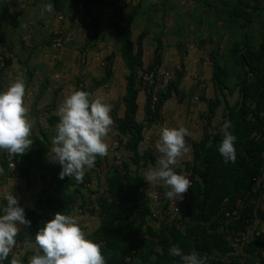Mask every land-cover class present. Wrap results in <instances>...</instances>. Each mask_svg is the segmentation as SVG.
I'll use <instances>...</instances> for the list:
<instances>
[{"label":"crops","instance_id":"1","mask_svg":"<svg viewBox=\"0 0 264 264\" xmlns=\"http://www.w3.org/2000/svg\"><path fill=\"white\" fill-rule=\"evenodd\" d=\"M82 3L83 0H0V92L22 78L33 122V145L23 156L16 157L19 167L15 173L8 170L5 162L8 152L0 150V215L7 203L3 196L11 191L25 214L40 218L51 214L47 200L55 194V179L62 171L49 155L59 123L58 108L71 91L84 90L103 96L112 106L114 125L106 141L108 155L97 157L82 183L69 185L67 193L78 191L79 195L66 215L78 217L88 236L99 229L103 220L100 200H123L122 194L111 195V182L117 172L121 173L116 168V158L121 157L124 174L126 164L132 179L135 202L150 209L156 223L149 225L159 228V213L168 189L160 183H147L144 173L158 162L155 144L160 130H190L191 135L185 137L190 150L174 168L188 178L193 171L195 146L212 143L225 121H229V107L240 100L236 78L239 68L233 61L232 47L246 41L242 39L243 30L235 32L239 36L236 39H219L221 28L213 19L222 26L223 23L217 18L215 6L205 10L210 30L204 28L205 34L198 37L190 25L193 14L202 10V0H87L80 7ZM47 4L53 6L52 12L45 10ZM254 24L259 30L257 18ZM177 25L178 32L186 29L188 39L168 37L167 32ZM128 26L132 32L131 54L125 53L122 39ZM222 36H228L227 27ZM254 37L250 41L257 46L262 39L258 34L257 39ZM60 40L62 47L56 49L54 45ZM228 53L229 59L225 58ZM215 59L231 71L226 86L215 84ZM153 72L170 73L172 82L171 88L170 84L161 91L164 96L156 111L151 109L152 86L142 83L143 76ZM156 192L162 193V200L155 198ZM127 201L133 203L131 198ZM258 203H252L257 209L252 216L245 215L246 227L236 234L234 250L227 258L238 257L245 263L249 259L245 253L247 244L264 241V193ZM18 227L21 231L16 237L14 256L20 257L22 264L27 259L29 264L34 250L25 251L24 242L31 239L34 243L37 232L21 242L18 238L28 232V227ZM148 235L145 230L144 237Z\"/></svg>","mask_w":264,"mask_h":264},{"label":"trees","instance_id":"2","mask_svg":"<svg viewBox=\"0 0 264 264\" xmlns=\"http://www.w3.org/2000/svg\"><path fill=\"white\" fill-rule=\"evenodd\" d=\"M217 1L220 2L217 4L220 8L216 6L218 20L221 19L223 26L233 33L239 34L243 30L242 39H246L244 43L232 47V58L239 68L236 78L240 100L229 107L227 114L231 122L228 131L237 137L236 162L225 163L219 152L223 132L218 133L209 146H206V142L195 146L193 185L181 211L167 224L173 202L164 196L159 213V228L154 229L149 225L151 222L156 223L150 209L135 202L132 179L128 177L125 164V174L117 172L111 182V195L122 194V202L111 203L101 199L102 224L87 237L102 245L106 264H124L128 257L133 259V264H183L181 257L169 255L172 246H178L185 255L195 252L201 258L207 257L205 264H264L255 256L257 249L264 246V241L247 244L245 253L249 259L245 263L238 257L227 258L229 252L234 250L236 234L246 227L245 215L252 216L257 211L253 208L252 200L262 196V191L253 194V179L264 167V0ZM206 3L210 10L215 7ZM256 18L260 23L262 40L254 46L250 41L253 33L250 32ZM131 37L132 32L128 26L122 35L126 54L132 52ZM213 66L215 84L226 86L231 71L216 59ZM151 74L152 79H155L156 72ZM152 85L150 82L149 87ZM163 96L164 93L160 95V104ZM55 180L58 188L47 200L52 209L51 214L41 215V218L33 213L25 214L31 226L27 233L18 238L21 242L31 238L56 213L66 215L76 203L79 192L69 194L67 190L70 184L78 182L70 177H57ZM140 195L142 193H138ZM128 198L132 199V204L127 201ZM236 210L235 215L230 214ZM145 230L148 237H144ZM12 257L10 253L8 259L0 261V264H10ZM26 261L24 259L23 264H27Z\"/></svg>","mask_w":264,"mask_h":264},{"label":"clouds","instance_id":"3","mask_svg":"<svg viewBox=\"0 0 264 264\" xmlns=\"http://www.w3.org/2000/svg\"><path fill=\"white\" fill-rule=\"evenodd\" d=\"M45 10L52 12L53 6L47 4ZM111 111L112 106L105 102L103 96H93L84 90H73L65 97L58 108L59 123L49 152L51 162L62 167L60 179L70 177L82 183L86 172L95 166L97 157L108 155L106 141L114 125ZM230 127L231 122L225 121L219 147L225 163H235L237 159V137L228 131ZM32 135L26 84L22 78H17L0 92V150L23 156L33 145ZM190 135L186 127H162L155 144L158 162L144 173L147 183H160L168 189L165 198L174 203L183 200L191 187L190 179L174 170L190 150L185 140ZM3 199L7 203L3 215H0V261L7 260L16 245V237L21 231L18 224L31 226L12 191L5 193ZM87 237L88 233L78 217L58 212L39 229L34 243L31 239L24 242V249L34 250L29 264H106L102 245ZM169 255L181 257L183 264H205L207 259L195 252L182 255L178 246L170 247ZM10 264H22V261L20 257L13 256Z\"/></svg>","mask_w":264,"mask_h":264},{"label":"built area","instance_id":"4","mask_svg":"<svg viewBox=\"0 0 264 264\" xmlns=\"http://www.w3.org/2000/svg\"><path fill=\"white\" fill-rule=\"evenodd\" d=\"M85 1L87 0H83V3H85ZM83 3L80 5V7H82ZM63 17H60V20H62ZM62 40H60L59 42H57L54 47L56 49H59L62 47ZM150 82H152V87L150 88V93H151V109L153 111H156L158 108V101L160 99V95H161V91L165 90L170 84H171V74L168 72H160L159 74L156 75L155 79H152V76L149 74H145L142 78V83L144 86H149ZM198 99V97L196 98ZM5 162L7 164L8 170L11 173H15L17 168H18V160L16 158V156L14 154H9L7 153L5 155ZM116 168H118V170L124 174V170L122 168V159L121 157H117L116 158ZM192 174L193 171L191 170L188 173V178L191 181V187L193 185V181H192ZM254 181V188H253V194H257L258 191H262V195L264 193V167L261 169V173L255 177L253 179ZM190 187V188H191ZM189 194V191L187 193L184 194V199L181 201H177L176 203L173 202L172 204V210L168 213L169 219H168V224L171 223V220L176 216L179 215L180 211H181V207L183 205V203L185 202L187 196ZM155 198L157 200H162L163 199V195L161 192H156V196ZM261 197L257 196L252 200V203H258L259 199ZM240 204V203H239ZM259 204V203H258ZM240 207V205L238 206ZM178 209V210H177ZM237 213V210L233 213H230L232 215H235ZM227 216H229V214H227ZM245 220V218H244ZM17 247L15 246L13 248L12 251V255H16L17 254ZM182 252V251H181ZM182 255H185L182 252ZM255 255L262 261H264V246L258 248V250L256 251ZM124 264H133V259L131 257H128L125 261Z\"/></svg>","mask_w":264,"mask_h":264},{"label":"rangeland","instance_id":"5","mask_svg":"<svg viewBox=\"0 0 264 264\" xmlns=\"http://www.w3.org/2000/svg\"><path fill=\"white\" fill-rule=\"evenodd\" d=\"M203 1V4H202V10H198L196 13L193 14V18L191 20V29H196V34L198 35V37L205 34V29L206 30H210V28L208 27L209 26V21L207 20V17L208 16V11L207 13L205 12V10L209 9L208 6H206V2H208L209 4H211L212 7L214 6H218L216 1L217 0H202ZM206 6V8H205ZM220 8V7H218ZM213 23H215V25H219V27L221 28V34H220V38L219 39H236L238 35H235V33L233 32H230L231 30H229V28H227V31H228V36L227 37H223V33L225 32L226 30V27L222 26V24L220 23H216L215 19H213ZM260 25V23H259ZM186 26V24H185ZM178 25H177V28L176 27H173V29H170L168 32H167V35L168 37L171 39H188V36H189V33H187L184 29H182L183 32H178ZM187 27V26H186ZM218 27V26H217ZM258 25H255L254 24V28H252L253 30V35H255L254 39H257L256 35L258 34L260 36V33H259V30H257L258 28ZM252 33V31L250 32ZM239 37V36H238ZM260 39V38H259ZM228 52H229V49H228ZM229 55V53L225 56V58H227ZM230 57H228L229 59ZM239 71V70H238Z\"/></svg>","mask_w":264,"mask_h":264}]
</instances>
